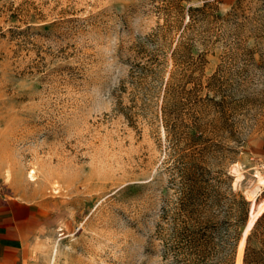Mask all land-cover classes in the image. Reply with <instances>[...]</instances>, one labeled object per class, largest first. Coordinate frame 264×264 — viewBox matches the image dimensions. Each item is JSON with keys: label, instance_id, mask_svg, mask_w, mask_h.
Returning a JSON list of instances; mask_svg holds the SVG:
<instances>
[{"label": "rangeland", "instance_id": "rangeland-1", "mask_svg": "<svg viewBox=\"0 0 264 264\" xmlns=\"http://www.w3.org/2000/svg\"><path fill=\"white\" fill-rule=\"evenodd\" d=\"M192 142L194 262L264 264V0H0L18 264H184L168 243Z\"/></svg>", "mask_w": 264, "mask_h": 264}, {"label": "trees", "instance_id": "trees-1", "mask_svg": "<svg viewBox=\"0 0 264 264\" xmlns=\"http://www.w3.org/2000/svg\"><path fill=\"white\" fill-rule=\"evenodd\" d=\"M183 32L181 33V36ZM189 151L181 157L188 159L187 163L181 167V178L186 179L188 184L182 187L181 203L184 215L175 223L170 234L169 251L184 264H196L194 258L199 256L203 242V228L201 222L197 221L195 215L199 211L200 202L204 195V187L199 185L200 174L195 171L197 155L199 151L195 142L190 143ZM192 165H189L191 164ZM191 166V167H189ZM264 219V212L258 217L254 224L256 227Z\"/></svg>", "mask_w": 264, "mask_h": 264}, {"label": "crops", "instance_id": "crops-1", "mask_svg": "<svg viewBox=\"0 0 264 264\" xmlns=\"http://www.w3.org/2000/svg\"><path fill=\"white\" fill-rule=\"evenodd\" d=\"M2 231L5 236L0 234V264H18L25 253L20 246L22 230L19 226V220L13 216L12 225L6 227L5 230L2 229Z\"/></svg>", "mask_w": 264, "mask_h": 264}]
</instances>
